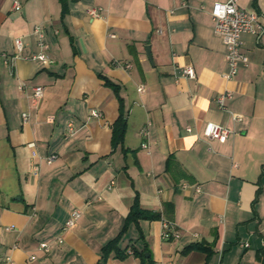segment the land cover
<instances>
[{
    "label": "crops",
    "instance_id": "obj_1",
    "mask_svg": "<svg viewBox=\"0 0 264 264\" xmlns=\"http://www.w3.org/2000/svg\"><path fill=\"white\" fill-rule=\"evenodd\" d=\"M227 1L0 0V264H264V36L243 35L249 64L224 79L210 11ZM237 1L264 24V0ZM41 52L52 62L30 59ZM208 122L233 134L207 139ZM136 200L159 217L127 225ZM74 210L78 225L64 231ZM164 222L178 240L163 239Z\"/></svg>",
    "mask_w": 264,
    "mask_h": 264
},
{
    "label": "built area",
    "instance_id": "obj_2",
    "mask_svg": "<svg viewBox=\"0 0 264 264\" xmlns=\"http://www.w3.org/2000/svg\"><path fill=\"white\" fill-rule=\"evenodd\" d=\"M21 5L16 3V10H19ZM90 15L93 18H101L102 17V9L101 8H92L89 11ZM212 19L214 21V30L217 35L222 39L223 43L226 46V63H227V72L224 73L223 77L226 80L233 79L240 68V66H247L249 64V57L243 52V35L251 34L257 39H260L264 36V24L260 22L259 14L256 12H249L243 8H241L238 4L237 0H229L225 3H215L210 11ZM36 33L42 39L44 33L36 28ZM40 45L44 50H47L48 46L40 40ZM23 42L18 39L16 40V54L13 56H4L5 63L9 66L13 67L15 61L20 57L21 52L23 51ZM31 60L34 61H42V62H52L49 59V56L45 52H41L39 54L32 55L30 57ZM126 68H131V65L126 64ZM182 75L185 78L194 79L196 77V73L193 67H185L183 69ZM27 88L25 83H21L19 89L24 91ZM233 93L230 91H226L222 93L218 97V105L221 109L226 110V101L232 98ZM44 96V89L40 86H36L32 88V94L30 95V106L32 108L37 107L40 104ZM93 116L99 117L100 113L93 111ZM235 120H240V115H233ZM24 122L29 121L30 113L26 112L22 115ZM74 125L70 123L68 125V133L72 135L74 133ZM188 131H191V128H188ZM233 134V131L227 127L216 124L214 122H208L205 130L204 136L210 140H224L228 139ZM142 135L145 138L142 146L144 149H149V132L147 129H143ZM31 146H34L32 144ZM57 158V155H52L48 157L47 163L52 164ZM35 174L40 172V166L37 165L34 167ZM198 192L201 191L199 187L196 188ZM82 216L80 210H74L68 220L66 221L63 230L67 231L71 228H74L78 225V222ZM163 239L164 240H178L181 235L176 228V226L171 222L163 223ZM64 241L62 237L58 238V243L62 244ZM39 249L45 253H49L51 251V247L48 243H41ZM34 258V257H33ZM8 261L11 259L8 258Z\"/></svg>",
    "mask_w": 264,
    "mask_h": 264
},
{
    "label": "trees",
    "instance_id": "obj_3",
    "mask_svg": "<svg viewBox=\"0 0 264 264\" xmlns=\"http://www.w3.org/2000/svg\"><path fill=\"white\" fill-rule=\"evenodd\" d=\"M106 81H107V85L111 86L118 93L119 90L118 86L109 80ZM126 129H127V120L124 117V112H122L121 117L118 119V121L115 123L113 127V147H117L119 144H123ZM158 217H159L158 215L153 214L150 211L141 209L138 200H136L128 215L127 225L130 223H135L139 225V222L141 220H153V219H157ZM117 241L118 239L109 244L107 248V253L111 248L114 247ZM118 253H119L118 254L119 258H124L126 255L125 252L122 253L119 249H118Z\"/></svg>",
    "mask_w": 264,
    "mask_h": 264
},
{
    "label": "water",
    "instance_id": "obj_4",
    "mask_svg": "<svg viewBox=\"0 0 264 264\" xmlns=\"http://www.w3.org/2000/svg\"><path fill=\"white\" fill-rule=\"evenodd\" d=\"M149 51V50H148Z\"/></svg>",
    "mask_w": 264,
    "mask_h": 264
}]
</instances>
